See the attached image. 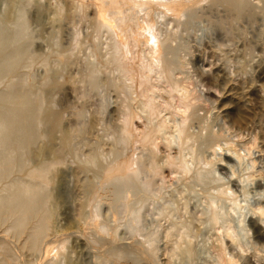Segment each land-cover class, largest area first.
<instances>
[{
	"label": "bare ground",
	"instance_id": "1",
	"mask_svg": "<svg viewBox=\"0 0 264 264\" xmlns=\"http://www.w3.org/2000/svg\"><path fill=\"white\" fill-rule=\"evenodd\" d=\"M71 1L89 8L94 26L110 32L113 62L128 83L127 99L112 111L120 132L121 151L107 161L104 153L90 150L81 170L90 172L92 180L83 185L79 217L75 218L70 210L75 173L63 156L69 132L61 125L59 112L51 110L39 118L37 108L23 91L1 93L0 103L5 108L0 113V264H18V249L27 248L44 250L43 264H60L69 252L74 253L69 264H108L107 259L98 260L99 255L91 262L84 258L91 242L100 240L104 249L105 242L114 236L98 213L99 204L121 189L127 191L128 197L136 185L154 189L156 178L163 172V162L170 174L181 173L199 181L216 180L218 195L231 203H237L236 191L249 182L264 189V66L258 68L255 78H243L226 73L210 60V69L202 73L210 99L205 107L190 82L174 75L176 68L184 66L172 45L175 34L160 38L152 17L155 11L179 20L185 10L209 0ZM15 2L9 0L10 12ZM229 3L232 7L244 5L241 0ZM32 20L39 27L46 22V8L39 1ZM223 24L221 20L222 28ZM213 54V47L205 44L196 49L195 62L208 60ZM160 81L165 85L161 86ZM51 88L61 89L62 100L70 95L66 86L53 83ZM50 89L46 95H50ZM218 118L224 120L226 130L215 129ZM38 119H46V131L35 126ZM41 135L46 137V143L32 150L31 145ZM58 139L62 142L60 150ZM175 144L172 153L170 149ZM162 146L166 149L162 150ZM244 159L248 165L237 173L232 162L242 163ZM217 169L227 175L226 181L214 178ZM112 179L116 182L107 185ZM168 208L167 202H160L158 214L165 217ZM127 218L135 233L137 256L151 257L153 264H158L152 249L154 232H141L135 212ZM212 220L221 232V264H236L237 259L227 251V243L238 245L232 225L221 221L217 213L212 214ZM248 226L252 237L264 247V199L252 209ZM182 228L173 230L180 237L178 244L190 252L191 245L183 239ZM9 231L11 236L7 235ZM172 236V230L166 232V237ZM71 237L74 242H69ZM122 255L125 252L118 257Z\"/></svg>",
	"mask_w": 264,
	"mask_h": 264
},
{
	"label": "rangeland",
	"instance_id": "2",
	"mask_svg": "<svg viewBox=\"0 0 264 264\" xmlns=\"http://www.w3.org/2000/svg\"><path fill=\"white\" fill-rule=\"evenodd\" d=\"M38 1L46 8L42 27L32 20ZM241 1L242 7H232L230 0H209L185 10L179 20L153 12L160 38L175 34L172 45L184 66L176 68L174 75L190 82L205 107L210 99L202 73L210 69V60L226 73L243 78H255L258 68L264 66V0ZM221 20L223 28L219 25ZM205 44L213 47L214 54L197 63L195 51ZM53 83L66 86L70 91L68 98L62 100L61 89L51 88ZM159 84L165 85L163 81ZM49 89L50 95H46ZM16 90L27 94L39 118L51 110L59 112L61 125L69 132L63 156L65 164L75 173L70 210L78 218L83 185L92 180L90 172L81 170V164L93 148L104 153L107 161L121 151L120 132L112 111L127 99L128 83L113 62L110 32L96 28L89 8L71 0H16L11 12L9 0H0V94ZM4 108L0 103V113ZM35 126L46 131V119H38ZM215 129L226 130L222 118L216 120ZM45 143L46 137L41 135L31 149L39 150ZM176 147L175 144L170 151L175 153ZM60 149L62 142L58 139L57 150ZM144 159L148 163V158ZM232 163L237 173L248 165L246 159ZM162 164L163 172L156 178L154 189L136 185L130 197L121 189L99 204L98 213L114 236L105 242L104 249L100 240L91 242L86 261L91 262L99 255L98 260L107 259L108 264L134 261L153 264L151 257L136 254L135 233L127 218L135 212L141 232H154L152 249L158 264H221L218 250L221 232L212 220V214L217 213L221 221H229L234 229L238 245L227 243V251L237 259L236 264H264V247L252 237L248 226L252 209L264 199L263 188L249 182L236 191L237 203H231L218 195L216 180L199 181L181 173L170 174L165 162ZM213 176L227 180V175L218 169ZM112 182L116 180H109L107 185ZM163 201L169 206L165 217L157 211ZM57 222L62 225L60 216ZM178 226H183L181 234L190 243V252L178 244L180 237L173 230ZM171 230L174 236L169 239L166 232ZM7 235L11 236V232ZM74 240L71 237L69 242ZM17 254L18 264H43L44 250L18 249ZM73 257L74 253L69 252L60 264H69Z\"/></svg>",
	"mask_w": 264,
	"mask_h": 264
}]
</instances>
